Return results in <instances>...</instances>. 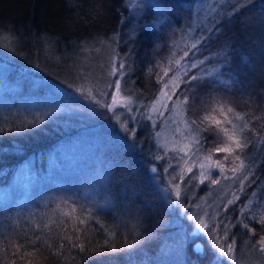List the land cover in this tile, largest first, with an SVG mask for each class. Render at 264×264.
Returning <instances> with one entry per match:
<instances>
[{
    "label": "trees",
    "instance_id": "16d2710c",
    "mask_svg": "<svg viewBox=\"0 0 264 264\" xmlns=\"http://www.w3.org/2000/svg\"><path fill=\"white\" fill-rule=\"evenodd\" d=\"M135 2L78 0L76 6L69 8L64 0H0V190L13 192V182L23 173L30 179L22 202L13 199L10 193L8 201L0 203V264H13V261L15 264H79L78 251L63 238L80 235L73 233V226L89 210L98 220L89 217L90 222L82 226L89 239L102 243L107 237L116 245V251L109 248L107 253L92 257L93 264H159L169 245L177 240L181 225L174 205L163 198L162 189L140 158L126 150L119 128L102 111L83 110L81 103L74 102L81 99L78 89L95 84L99 66L105 65L108 53L106 49L74 50L70 41H86L90 45L96 35L106 38L114 30L124 35L135 28L138 35L129 45L134 50L130 60L135 70L132 79L138 87H143L147 68L152 66L150 61L160 65L162 74L170 60L183 54L195 35L188 33L189 27L199 30L197 26L207 11L205 6L211 0H161L163 9H137L133 6ZM155 2L141 0L145 5ZM254 4L255 7L248 6L250 10L246 11L244 20L256 21L264 0H254ZM97 12L102 15L96 16ZM124 18L127 27L121 23ZM145 25L150 27L141 31ZM245 34L257 41L255 44L249 41L245 48L259 61V40L264 30L249 28ZM218 50L213 46L204 53L209 57L208 67L214 65ZM117 51L124 54L127 48L121 45ZM232 67L231 75L238 76L234 87L214 94L212 103L198 105L204 109L198 113L201 117L225 122L232 119L229 108L241 114L264 115L260 110L264 105V85L257 79L259 65L257 75L240 59H234ZM80 80L83 84L78 86ZM250 81L253 87H248ZM62 89L73 94L72 99L63 96ZM253 91L256 94L249 98ZM153 93L159 94L154 78L145 89L143 102L151 99ZM83 96L89 95L84 91ZM218 99L223 101V111L216 105ZM57 105H71L79 111L52 114ZM177 107L184 119L190 116ZM41 120L44 123L38 130H30L34 121ZM255 126L259 128L260 124ZM143 133L137 130L138 140H142ZM205 136L212 158L226 164L227 175L231 176L229 170L233 164L224 161L225 153L214 151L226 141L220 139L214 143L216 137L211 132ZM255 155L254 151L248 152L245 163L250 164ZM255 175L264 180V166L255 169ZM249 183L244 185L248 198L238 194L243 204L251 202L257 222H246L260 232L258 220L264 216V192H261L264 184L249 187ZM253 191L255 196L251 194ZM239 207V202L237 206H229L233 218L239 214ZM37 224L40 228L34 227ZM101 227L104 231L98 230ZM232 231L236 233V241L239 233L252 243L258 237L245 235L242 228ZM37 235H42L41 241L36 240ZM57 250L63 255H57ZM189 250L196 258L192 248ZM207 251L204 257L210 262L208 246Z\"/></svg>",
    "mask_w": 264,
    "mask_h": 264
},
{
    "label": "snow or ice",
    "instance_id": "6c2138e0",
    "mask_svg": "<svg viewBox=\"0 0 264 264\" xmlns=\"http://www.w3.org/2000/svg\"><path fill=\"white\" fill-rule=\"evenodd\" d=\"M64 2L66 6L72 8L77 5L78 0H64ZM121 3L131 4V0H121ZM250 5L255 7L254 0H243V2L241 0H211L205 6L207 11L201 25L197 26L199 30L196 31V29L189 27L188 33L195 32V35L192 36V42L186 47L183 54L177 59L170 60L168 67L162 70V74L160 65L154 60L150 61L152 66L147 68L143 87H138L137 81L132 79L135 70L130 60L134 56V50L129 45L134 43L135 37L138 35L135 28L124 33L128 37L127 39H124V35L119 31L114 30L112 35L106 38L100 35L94 36L90 45L86 41L79 43L70 41V47L74 50L85 52L92 49L96 51L107 50L108 55L105 65L101 66L105 87L97 95L110 100V102L102 103L101 99H97L96 96H83V89L77 91L81 93L82 99L90 101L93 111L100 110L103 114H107L110 120L114 121L124 137L126 150L137 155L147 171L155 174L152 177L153 180H156L160 175L156 162H163L161 165L162 171L167 173L169 169L175 172L181 161L187 163L190 160L192 165L186 168V173L190 174L187 175L189 187L194 186L193 181L197 180L201 185H220L222 179L236 185L235 188L230 190V193H225V195L230 194V198L225 200L221 197L218 200H213L211 204L207 205V210L203 212L202 216L187 217L195 221V225L190 233L185 234V245L189 238L192 241L201 236L207 239L209 241L208 248L214 249L210 264H239L236 255V233L232 231L233 229L242 228L245 230V235L251 233L253 238L258 236L259 239L255 240L251 247L253 249L258 248L261 253H264V216H261L258 220L261 229L258 232L256 227L251 226L250 222H246L249 220L253 223L257 222L251 202L247 205L243 204L241 196L238 194H245V182L250 181L249 187L253 185L259 187L260 184H264V180H260L255 175V169L264 166V115L256 116L255 112L241 114L233 108H229L228 112L233 114L232 119L222 122L219 119L201 117L198 114L204 111V109L198 108V105L210 104L214 94L219 93L221 89L228 91L234 87L235 82L238 80V76L231 75L234 71L232 67L234 59H240L254 75H257V65H259L260 73L257 79L264 85V78H262L264 77V34L261 35L259 40L261 57L259 61H256L255 57L245 48L246 43L249 41L253 44L257 43V41L252 40L250 35L245 34L249 28L258 27L264 30V4L260 5L261 11L257 14L256 21H252L251 18L248 20L243 19L246 16V11L250 10L248 8ZM133 6L137 9L145 7L163 9L165 5L161 0H156L155 3L147 5L141 3V0H136ZM100 15L102 14L96 13V16ZM125 20L127 18L122 19L121 23H125ZM125 27H127L126 23ZM149 27V25H145L141 28V31H147ZM156 38L154 36V40ZM97 44L100 45V48H95ZM121 45L127 48V52L124 54L117 51V48ZM213 46L218 47L219 50L214 54V65L208 67L206 61L209 60V57L204 53L210 51ZM201 56H203V59H201ZM69 59H71V56H69ZM225 69L228 71L226 72ZM177 73H180L179 77ZM225 76L231 78L225 79ZM153 78L158 86L159 94L153 93L152 98L145 103L143 102L146 99L144 92L148 85L152 83ZM248 87H253L251 81ZM123 92H127L128 95L122 96ZM255 94L254 91L249 93V98ZM121 97L123 102H120ZM61 99L63 100V97ZM68 99H72V97ZM157 105H159L158 108ZM216 105L223 111L222 99L216 100ZM177 106L190 114L183 121L184 129H179V127L177 129L181 132L183 139L189 142L183 147L174 146L171 150L172 155H169L168 152H165L164 155H157L150 149L146 151L142 146L144 141L137 139V130L147 132L150 127L156 124L157 118L163 122L164 113L171 112ZM260 110L264 112V105H261ZM67 111H79V109H73L71 105H57L53 107L52 114ZM153 112L155 118L151 114ZM45 119H48V117H45ZM210 119L211 126L208 124ZM43 123V120L34 121L30 130H38ZM129 124L132 126L129 127ZM222 124L227 126H222ZM256 124H260V127H256ZM184 131H187V136L183 135ZM206 132H211L216 137L214 143H218L220 139L226 141L221 146H216L214 151L225 153L224 161L233 164L229 170L231 176L227 175L226 164L221 163L219 159L212 160L211 150L207 147ZM159 135L158 132L149 133V137L152 139V147L156 146L155 137ZM258 145L259 147H257ZM158 150L163 151L164 149L159 148ZM253 151L256 155L252 158L250 164H246L247 153ZM202 153H208V155H202ZM229 156L232 157L231 160ZM242 157L244 158L242 159ZM205 161L208 163H205ZM163 164H166L167 167H163ZM194 168L196 172L193 171ZM214 170L217 178H213ZM131 175L130 173L129 178ZM174 178L184 181V170ZM167 191L169 196L172 195L173 191L175 197L178 198L181 195L178 184H171ZM261 192H264V189H261ZM251 194L255 196L256 192L253 191ZM247 198L245 194V199ZM238 202L240 203L239 214L233 218L229 214V206H237ZM89 217H91V220H97L92 211L89 210L87 216L84 219H79L78 224L73 226V233H80V235H75V238L65 235L63 238V240L68 241L72 249L78 251L81 257L79 264H93L92 257L107 253L109 248L116 251V245L107 237L102 243L89 239L85 227H82L90 222ZM203 217H207V220ZM34 227L40 228V225L37 224ZM44 227L48 228L49 226L44 225ZM98 230L104 231V228L101 227ZM112 235H115V233H112ZM230 237L231 242H229ZM42 238V235L36 236L37 241H41ZM192 253L199 259L207 255L208 251L203 244L193 242ZM56 254L63 255L60 250H57ZM13 264H15L14 261ZM183 264H190L189 259H186ZM192 264H195V262L193 261Z\"/></svg>",
    "mask_w": 264,
    "mask_h": 264
},
{
    "label": "rangeland",
    "instance_id": "374dc122",
    "mask_svg": "<svg viewBox=\"0 0 264 264\" xmlns=\"http://www.w3.org/2000/svg\"><path fill=\"white\" fill-rule=\"evenodd\" d=\"M101 68V66H99ZM97 72V76L95 77L96 81L95 84H90L89 86L85 87L83 89L89 96H96L97 99H101L102 103H109L110 100H106L99 95L104 87V78L102 73V68ZM74 76V73H72ZM87 82V81H85ZM84 82V83H85ZM78 86L83 84V81L80 80L77 82ZM89 84V83H88ZM62 95L65 97H72L73 94H71L68 91L61 90ZM122 96H125L124 92L122 93ZM81 97V96H80ZM80 105L82 106L83 110H88L90 112H95L92 109V106L90 105V101L85 99H79L78 100ZM120 102L122 101V97L120 98ZM157 108L159 105L156 106ZM179 107H175L172 109L171 112H165L163 122L159 120L156 122V124L148 129L147 132L143 131L142 140L145 142L143 143V147L145 150H151L153 153L157 155H164L165 152H168L169 155H172L171 150L174 146L183 147V145L187 144L189 141L184 140L181 132L178 131L179 129H184V123L185 120L184 117H182L181 113H179ZM154 118H155V113ZM180 114V115H179ZM111 123L115 124L114 121H110ZM123 122V120H122ZM130 125V124H129ZM130 127V126H129ZM120 130V129H119ZM155 133L158 132L160 135L158 137H155V147H152V139L149 137V133ZM184 136H187V131H184ZM159 148H163V151H159ZM77 150V148L75 147ZM76 150L73 151L76 152ZM80 152V151H78ZM204 155V153H202ZM214 161L215 159L212 158ZM163 162H156V167L158 169V172L160 175L157 177L156 182L160 186V189H162L163 194L168 195V189L170 188L171 184H178L180 189V197H175L174 191L171 195L172 204L174 205V209H176L177 214H179L180 218L182 219L181 223V229L180 234L177 235V240L173 241L172 244L169 245V249L165 253V258L163 261H161L159 264H183V262L186 259H189L190 264L194 261L195 264H210L208 261V257L206 258H200L197 260H194L191 258L188 249L187 244L185 245V234L190 233L195 225V221L192 219H188L187 217L192 216H202L203 212L207 210V205L211 204L213 200H218L219 198L223 197L225 200L230 195H225V193H230V190L232 188H235V185L230 184L229 181L221 180L220 185L212 186V185H201L199 181H193L194 186L189 187L187 183V175H190L186 173V168L190 167L192 165V161H188L187 163L181 161L180 166L176 168L175 172H173L172 169H169V171L163 172L161 165ZM175 163V162H173ZM205 163H208L205 161ZM163 167H167L166 164H163ZM182 170H184L185 174V180L180 181L178 179H175L174 177H177L181 174ZM194 172H196V169H193ZM26 173H23V176H18L15 181L13 182V192H10L8 190H0V203L5 202L10 197V193L12 194L13 199H19V202H22L24 198L26 197V189L30 183V179L26 178ZM152 175H155L151 173ZM70 175H73L70 173ZM213 178H216V171H213ZM8 201V200H7ZM175 201V203H174ZM199 205V207H197ZM190 209V210H189ZM205 220H207V217H203ZM184 221V222H183ZM244 236V235H243ZM201 237H197L195 241H192L190 238L187 240V243L191 245L194 243H200L203 244L201 241ZM259 237L256 238L258 240ZM236 241V255L239 264H264V253H261L258 248L253 249L251 247L252 240L248 239L247 237H242V234L239 233ZM204 245V244H203ZM207 249V247H205ZM209 252L211 254V259H213V253L214 249H209Z\"/></svg>",
    "mask_w": 264,
    "mask_h": 264
},
{
    "label": "bare ground",
    "instance_id": "6f19581e",
    "mask_svg": "<svg viewBox=\"0 0 264 264\" xmlns=\"http://www.w3.org/2000/svg\"><path fill=\"white\" fill-rule=\"evenodd\" d=\"M162 196H163V198H164L167 202H172V200H171V196H167L166 194H162ZM178 215H179V214H178ZM183 222H184V221H183ZM181 223H182V219L180 218V216H178V225H181ZM201 241L203 242V244H204L205 247L208 246L209 241H208L207 239H205L203 236H202ZM197 244H200V243H197ZM191 248H192V247H191L190 243H189V244L187 243V249H188V252L190 251L189 249H191ZM206 250H207V249H206ZM189 254H190V253H189ZM190 256H191V255H190ZM191 258L194 259V260H197L196 258H194V257H192V256H191ZM202 258H205V257L203 256Z\"/></svg>",
    "mask_w": 264,
    "mask_h": 264
}]
</instances>
